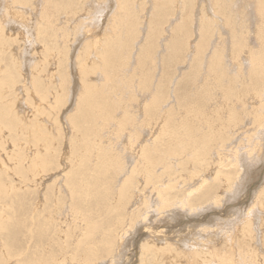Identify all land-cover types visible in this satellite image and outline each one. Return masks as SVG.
I'll return each mask as SVG.
<instances>
[{
	"label": "bare ground",
	"instance_id": "1",
	"mask_svg": "<svg viewBox=\"0 0 264 264\" xmlns=\"http://www.w3.org/2000/svg\"><path fill=\"white\" fill-rule=\"evenodd\" d=\"M32 1L34 0H4V7L2 6L3 10L1 11V17H0V73L2 74L1 76V80H0V153L4 151V143L5 140L10 137L11 139H15L16 135L17 137H21L22 133H24L23 131H17V132H13L15 131L14 128L17 125V123H24L22 121V118L18 117V114H16L15 112L12 114V120L9 118V116L5 113V112H11L13 110V103L11 101H6V95H12L13 94V90L14 89V85L16 84V79H17V71L18 69L16 68V64L14 63L13 58H10V63L7 64L8 62H5L6 60L4 59L5 57H3V55H5L6 53V49L8 48L7 46V40H9L10 38V34H7V30H10V22L11 21H15L17 22L19 20V24H21V26L23 27H27V24H29V20L27 19V17H25L26 12L24 11V8H33V4ZM43 4H42V12L41 13V17L40 19H36L35 18V25H36V29H35V43L37 42V39H39L41 42H45L46 44L43 45V48L46 47V45L50 42L51 43V47H47L44 48V52L46 49V53L45 55L48 56V62L49 64L51 63V60L53 61L56 57V59H61V55L63 51H61L60 49V43L57 41L62 40L64 41L65 39L68 40L69 35H72L73 38L77 39H81L82 43L81 46L82 47L79 52L78 55L76 57V67H78V79H79V98H78V104H80L81 106L84 107H89L92 108L94 107V109L96 108L97 112L98 110L101 111H110L111 107L113 105V103L111 102H115V100H111V102L109 101V97H107V94L113 90V88L118 86V82L121 79L119 76V72L118 70L116 72H114L113 66H122L124 65L126 62V56L123 54L124 51L127 48V44L128 42H125V34L132 35L129 33V31H134L136 33L137 32V26L136 20L138 18H135V16H131L133 14V8L135 7H139L138 0H102L103 3L105 2L104 7H102V12L104 11L103 8H110V9H114L115 11L113 12V14L109 17V20L106 21V25L104 30L100 31L99 33H95L93 31L91 32H87L85 35L82 34V36L80 35L82 31V28L84 26V24L82 23V21H78L76 24H74V26L68 27L71 18H74L75 15L77 13L82 12L81 10L79 12H77L75 10V6H84L85 2L88 0H42ZM157 1L158 4H155V10H157V14H158V21L157 23L154 22L152 23V21L149 23V27H151L152 31H151V36H149V40L154 38V39H158V35H161V33L158 34V32H160V28L162 27L163 24V20L166 19L169 15H171V7H174V11H178L182 10V8H184L185 10H193V4L194 2L196 3V0H180L178 3L176 2V0H165L166 2H161V0H154ZM203 2H207V0H202ZM210 2V8H207L206 5L203 6L206 8V11H208V15H210V19L209 21H204L203 18L200 20L199 23V42L196 44L195 46V50H196V54L195 55H202L204 56V53L206 52V50L208 49V44L212 38V35L215 33L214 31H218L217 28L218 27V23L219 21L223 20L224 24L228 27H232V30L234 31L232 36H231V48L233 51V53L231 52V56H229V64L225 63L222 58V53L219 54V56H213L212 59L209 62V66H208V74H206L204 76L203 79L208 78V76H212V79L210 80L211 83V88H209L208 86L205 87V93L207 94H211L212 91L215 92H219L221 93V98H219V100L221 101L220 103V107L224 106L225 104L228 103L230 98H235V120L233 121V123H235V125L237 124V109H236V103H239L240 105H247L248 103H246L248 100L252 101V110H253V117H252V133L250 134V137L247 139V141L249 140V143H252L248 149L249 151V157H248V165L244 164V162H242L241 159H237L232 162H234L233 164V170H236V175L235 176L232 174H228L225 173L223 175V178L220 179L219 175L222 174L221 171H219V175H216L214 178V182H216L215 184V190H222L224 191V196H227L226 194L228 192H231L232 190H237L238 184L240 183V181L242 180V176H239V172H241V174L243 173H251L250 174H255L254 172V168H250L248 169L251 165H253L255 162H257V160L259 158H261L260 153L264 148V144L262 143L264 141V0H208ZM161 2V3H160ZM1 3V0H0ZM3 3V2H2ZM35 4V3H34ZM40 4V3H39ZM149 4H153V3H149ZM200 4V3H199ZM203 5V4H202ZM103 6V5H102ZM189 6V7H188ZM253 6L255 8V12H254V21H255V25H254V29L252 28L253 26L250 24V20L247 19V15H249L247 9L248 7ZM37 7V5H36ZM144 8V7H142ZM41 9V8H40ZM197 9V8H196ZM199 9V8H198ZM249 10V9H248ZM29 11V10H28ZM32 12V11H31ZM112 12V11H111ZM110 12V13H111ZM145 12V11H144ZM191 12V11H190ZM194 12V11H193ZM30 13V12H29ZM39 13V14H40ZM136 13V12H135ZM64 14L66 16L65 20H66V25L65 27H62L60 29H58L57 32H61L64 33L62 35H60L61 37L58 38L56 37V35L52 32V28H55L54 24H55V18L57 15H61ZM88 14H90L88 12ZM101 14V13H100ZM144 13H142L143 15ZM196 14V13H195ZM141 15V16H142ZM153 15V14H152ZM177 15V14H176ZM91 16V15H89ZM102 16V15H100ZM145 16V15H144ZM198 16V15H197ZM148 17V16H147ZM154 17V16H153ZM175 17V16H174ZM173 17V18H174ZM181 17V16H180ZM195 17V15H194ZM208 17V18H209ZM216 17V18H215ZM172 18V17H171ZM177 18V17H176ZM145 19V18H144ZM33 20V19H31ZM89 22L91 23V26H94L95 24L100 23L101 19L98 18H88ZM141 20V19H140ZM154 20V19H153ZM156 20V19H155ZM182 22L180 24V27L176 28L177 25H175L176 27L173 29H176V32L173 34L174 35V39L172 40V43H170V47L171 49H173V51H175V49H179V50H183L182 46L183 44L187 43V39L189 37L188 33L186 32V28L187 25L185 24V20H188L187 17H182L181 18ZM192 20V19H191ZM170 21V20H169ZM180 21V20H179ZM28 22V23H27ZM105 22V21H104ZM147 22V21H146ZM149 22V21H148ZM168 22V21H167ZM177 22V21H176ZM198 23V21H196ZM178 23V22H177ZM180 23V22H179ZM167 24V23H166ZM87 25V24H85ZM140 25V24H139ZM152 25V26H151ZM15 26V25H14ZM99 26V25H97ZM97 26L95 28H97ZM214 26V28L212 27ZM144 27V26H143ZM221 27V25L219 26ZM28 28V27H27ZM30 28V27H29ZM34 27H32L33 29ZM69 28V29H68ZM136 28V29H135ZM145 28V27H144ZM12 29V27H11ZM24 29V28H23ZM26 29V28H25ZM145 30V29H144ZM14 31V30H13ZM56 31V30H55ZM9 32V31H8ZM12 32V31H10ZM16 32V30H15ZM143 32V31H142ZM166 32V30H165ZM22 33V32H21ZM129 33V34H128ZM147 33V32H145ZM179 33V34H178ZM187 33V35H186ZM13 34V32H12ZM11 34V35H12ZM30 34V33H29ZM101 34V35H99ZM133 34V35H134ZM231 34V33H230ZM142 35V34H141ZM146 35V34H145ZM144 35V36H145ZM148 35V34H147ZM150 35V34H149ZM215 35V34H214ZM21 36V34H20ZM23 36V33H22ZM21 36V38H22ZM31 36V35H30ZM71 36V37H72ZM157 36V37H156ZM184 36H186L187 38H184ZM198 36V35H197ZM14 37V36H13ZM12 37V38H13ZM32 37V36H31ZM137 37V36H136ZM148 37V36H147ZM171 37V36H169ZM193 37L194 33H193ZM210 37V38H209ZM222 36H219V38ZM254 38L255 42H256V46L252 47L248 44V41L250 43L251 38ZM42 40H41V39ZM160 38H162L160 36ZM198 38V37H197ZM29 40V38H27ZM26 39V41H28ZM52 39V40H51ZM216 38H214L215 40ZM24 40V39H21ZM78 40V41H79ZM213 40V41H214ZM24 41V43H29ZM135 41V40H134ZM140 41V40H139ZM197 41V40H196ZM226 41V40H225ZM12 42V41H10ZM22 42V41H21ZM33 42V40H32ZM58 42V44H57ZM133 42V41H130ZM157 42V41H156ZM254 42V43H255ZM226 43V42H225ZM224 43V45H225ZM12 45L15 43H11ZM10 44V45H11ZM21 44V43H20ZM37 44V43H36ZM42 43H40L41 45ZM67 44V43H66ZM141 44V43H140ZM253 44V42H252ZM62 45V44H61ZM80 45V43H79ZM130 45V44H129ZM134 45V44H133ZM146 45V44H145ZM182 45V46H181ZM213 45V44H212ZM68 46V45H67ZM137 46V44H136ZM143 46V45H142ZM148 47H144V51H143V68L145 69H151L152 70V62L154 60V56H155V51L157 46H155V44L151 43L147 45ZM188 46V43H187ZM22 47V46H21ZM31 47V46H30ZM39 47V44H38ZM41 47V46H40ZM72 47V46H71ZM212 47V46H211ZM12 48V46H11ZM24 48V47H23ZM26 48V47H25ZM42 48V49H43ZM131 48V47H130ZM188 48V47H187ZM30 49H34V48H30ZM41 49V50H42ZM128 49V48H127ZM161 49V48H160ZM12 50V49H11ZM24 50V49H23ZM27 50V49H26ZM10 51V50H9ZM13 51V50H12ZM34 51V50H33ZM32 51V52H33ZM40 51V48L38 50V52ZM42 51V52H43ZM172 51V52H173ZM185 52L183 53V55L187 52L186 50H184ZM222 51V49H221ZM15 52V51H14ZM35 52V51H34ZM33 52V53H34ZM210 52V50H209ZM225 52V50H224ZM13 53V52H12ZM26 53V52H25ZM30 53V52H29ZM36 53V52H35ZM157 53V52H156ZM176 53V52H175ZM191 53V52H190ZM208 53V52H207ZM7 54V53H6ZM28 54V53H27ZM44 54V53H42ZM171 54V53H170ZM193 54V52H192ZM193 54V56H194ZM226 54V53H225ZM229 54V53H227ZM45 55L43 57H45ZM160 55V54H159ZM173 55V54H172ZM188 55V54H187ZM241 55H244L246 58V67L247 69H245V71H242V63L240 60V57H242ZM7 56V57H8ZM35 56V55H33ZM38 56V55H36ZM55 56V57H54ZM158 56V55H157ZM156 56V57H157ZM182 56V55H181ZM195 56V59L198 57ZM201 56V57H202ZM42 57V56H41ZM66 57V56H65ZM174 57V56H173ZM201 57H199L195 62L194 65H196V67H198L199 62H201L199 59H201ZM224 57V55H223ZM19 58V57H18ZM36 58V57H35ZM54 58V59H53ZM171 58V57H170ZM194 58V57H193ZM192 58V59H193ZM204 58V57H202ZM40 59V58H39ZM44 59V58H43ZM63 59V58H62ZM61 59V60H62ZM190 59V58H189ZM205 59V58H204ZM225 59V57H224ZM28 60V59H27ZM46 60V59H45ZM65 60V59H64ZM131 60V59H130ZM179 60V59H178ZM42 61V59H41ZM155 61V60H154ZM180 61V60H179ZM182 61V60H181ZM180 61V62H181ZM43 62V61H42ZM65 62V61H63ZM62 62V63H63ZM173 62V61H172ZM203 62V61H202ZM23 63V62H22ZM35 63V61H34ZM56 63V62H54ZM52 63V64H54ZM58 63V62H57ZM61 63V64H62ZM179 63V62H178ZM137 64V63H136ZM154 64V63H153ZM19 65V64H18ZM32 65V64H31ZM57 65V64H56ZM156 64H154L155 66ZM23 66V65H22ZM36 66V65H35ZM44 66V64H43ZM64 66V65H63ZM130 66V64H129ZM179 66V65H178ZM24 67V66H23ZM46 67V66H45ZM195 67V66H194ZM193 67V68H194ZM53 68V67H52ZM64 68V67H63ZM67 68V67H66ZM120 68V67H119ZM124 68V67H123ZM162 68V67H161ZM160 68V69H161ZM166 68V67H165ZM21 69V68H20ZM47 70H51V69H47ZM68 70V69H67ZM128 70V69H127ZM157 70V69H156ZM196 70V69H195ZM205 69H202V71ZM233 70L235 72H233ZM247 70V71H246ZM22 71V70H21ZM20 71V72H21ZM61 71V70H60ZM66 71V70H65ZM142 71V70H141ZM154 71V70H153ZM162 71V70H161ZM167 71V70H165ZM169 71V69H168ZM194 71V70H193ZM242 71V72H241ZM43 72V71H42ZM52 72V71H51ZM124 70L121 72L123 73ZM197 72V71H196ZM196 72H195V76H196ZM246 72V75L245 73ZM37 75H35L32 78V89L35 93V95L38 97L37 100H39V103L31 102L30 100H27L31 105H33L34 107V117L32 118V122L33 123H40V119L38 120V117L40 116H44L47 114L51 116V111L53 112H57L59 111V102L61 101V99L55 97L54 99V103L53 105H48V107H44L43 104L45 101H47V96H46V92H44L43 90L46 89V84H44L43 79H42V75L43 74H39L38 72H36ZM46 73V72H45ZM100 73L101 75H103L104 77V82L100 85H96L95 83L91 82L89 80V76L91 75H95ZM136 75L138 72H135ZM144 73V72H143ZM165 73V72H164ZM198 73V72H197ZM232 73L235 74L234 80L235 82L232 84L229 81H227L229 79V75H232ZM22 74V72H21ZM32 74V73H31ZM166 74V73H165ZM170 74V73H169ZM186 74V73H185ZM245 76H244V75ZM20 75V74H19ZM121 75V74H120ZM124 76V74H122ZM121 75V76H122ZM128 75V74H127ZM135 75V74H134ZM171 75V74H170ZM169 75V77H170ZM243 75V76H242ZM22 76V75H21ZM48 76V75H47ZM145 76V75H143ZM162 76V75H161ZM189 76V75H188ZM54 77V76H53ZM61 77V76H60ZM168 77V78H169ZM197 77V76H196ZM201 77V76H200ZM23 78V76H22ZM25 78V77H24ZM95 78V77H94ZM125 78V77H124ZM190 78H192L190 76ZM54 79V78H53ZM123 79V78H122ZM126 79V78H125ZM239 79L240 82L239 83ZM45 80V79H44ZM60 80V79H59ZM101 80V79H100ZM181 80V79H180ZM196 80V79H195ZM194 80V81H195ZM122 81V80H120ZM127 81V80H126ZM134 81V80H133ZM160 81V80H159ZM178 81V80H177ZM47 82V81H46ZM67 82V78L64 77L62 75V87L63 86H67L65 85ZM98 82V81H97ZM96 82V83H97ZM145 82L144 78H141V83ZM161 82H163V80H161ZM160 82V83H161ZM166 82V81H165ZM77 83V82H76ZM169 83V82H168ZM182 83V82H181ZM185 83V81H184ZM29 84V83H28ZM70 84V83H69ZM108 84H111L110 87L108 86ZM140 84V83H139ZM165 85L167 83H164ZM164 84L162 85V87L164 86ZM175 84V83H174ZM172 84V85H174ZM180 84V83H179ZM121 85V84H120ZM119 85V86H120ZM135 85V84H134ZM183 85V84H182ZM187 85L188 84L187 82ZM205 85V84H204ZM19 86V85H18ZM30 86V85H29ZM108 86V87H106ZM122 86V85H121ZM167 86V85H166ZM16 87V86H15ZM60 87V85H59ZM65 87L63 88V91L65 90ZM69 87V86H68ZM67 87V88H68ZM127 87V86H126ZM137 87V86H136ZM154 87V86H153ZM162 87H159L162 89ZM165 87V86H164ZM168 87V86H167ZM166 87V88H167ZM186 86H184L185 89ZM190 87V86H187ZM241 87V91L239 90V88ZM20 88V87H18ZM66 88V89H67ZM122 88V87H121ZM120 88V89H121ZM130 88V87H129ZM142 89V87H140ZM139 88V89H140ZM152 88V87H151ZM9 89V94H7V90ZM21 89V88H20ZM49 89V88H47ZM58 89V88H57ZM119 89V90H120ZM165 89V88H164ZM183 89V90H184ZM211 89V91H210ZM62 90V89H61ZM69 90V89H68ZM67 90V91H68ZM98 90H102L101 94L98 92ZM118 90V92H119ZM123 90V89H122ZM128 90V89H127ZM135 90V89H134ZM133 90V91H134ZM182 90V91H183ZM188 89H186L187 91ZM20 91V90H19ZM32 91V90H31ZM58 93L61 94V92H59V90H57ZM125 91V89H124ZM140 91V90H139ZM161 91V90H160ZM185 91V90H184ZM21 92V91H20ZM23 92V91H22ZM50 92V91H49ZM108 92V93H107ZM117 92V93H118ZM128 92V91H127ZM153 92V91H152ZM188 92V91H187ZM57 93V94H58ZM65 93V92H64ZM68 93V92H67ZM159 93V92H158ZM163 93V92H160ZM180 91L177 93L179 94ZM198 93V92H197ZM201 93V92H200ZM214 93V92H213ZM21 94V93H20ZM81 94V95H80ZM128 94V93H127ZM126 94V95H127ZM145 94V93H144ZM149 94V93H148ZM181 94V93H180ZM218 93H216L217 95ZM116 95V94H115ZM119 95V94H118ZM117 95V96H118ZM129 95V94H128ZM156 95V94H155ZM183 95V94H182ZM22 96V94H21ZM26 97V95H24ZM34 96V95H33ZM96 96V97H94ZM123 96V95H122ZM121 96V97H122ZM130 96V95H129ZM143 96V95H141ZM175 96V95H174ZM177 96V95H176ZM181 95L177 96L176 98H180ZM196 96V95H195ZM204 96V95H202ZM35 97V96H34ZM52 97V96H51ZM113 97V96H112ZM133 97V96H131ZM155 97V96H154ZM169 97V96H168ZM186 97V95L184 96ZM10 98V97H9ZM36 98V97H35ZM65 99V94L62 97V99ZM109 98V99H108ZM128 98V97H127ZM158 98H160L158 96ZM157 98V99H158ZM166 98V96H165ZM173 98V97H172ZM191 98V97H190ZM50 99V97H49ZM124 99V98H123ZM141 99V98H140ZM156 99V98H155ZM163 99V98H161ZM186 99V98H185ZM189 99V98H188ZM214 99V98H213ZM222 99V100H221ZM135 100V99H134ZM179 100V99H178ZM182 100V99H181ZM199 100V97H198ZM218 100V99H217ZM234 100V99H233ZM77 101V100H76ZM126 101V100H125ZM136 101V100H135ZM159 101V100H158ZM163 101H165L163 99ZM162 101V102H163ZM167 101V100H166ZM165 101V103H166ZM189 101V100H187ZM200 101V100H199ZM202 101V100H201ZM209 101V100H208ZM22 102V101H21ZM20 102V103H21ZM26 102V101H25ZM24 102V103H25ZM140 102V101H139ZM147 102V101H146ZM178 102V101H177ZM176 102V103H177ZM183 102V100L181 101ZM186 102V101H185ZM191 102V101H190ZM203 102V101H202ZM212 102V100H211ZM219 102V101H217ZM227 102V103H226ZM19 103V104H20ZM117 103V102H116ZM165 103H161L163 105H165ZM180 103V101H179ZM192 103V102H191ZM234 103V102H233ZM51 104V103H50ZM118 104V103H117ZM120 104V103H119ZM118 104V105H119ZM133 104V103H132ZM139 104V103H138ZM182 104V103H181ZM178 104L177 107L180 108L182 107ZM115 105V103H114ZM113 105V106H114ZM126 105H127V101H126ZM129 105V104H128ZM140 105V104H139ZM160 105V104H159ZM190 105V103L188 104ZM199 105V104H198ZM216 105V104H215ZM214 105V106H215ZM117 106V105H115ZM124 106V105H123ZM130 106V105H129ZM142 106V105H141ZM140 106V107H141ZM149 106V105H148ZM147 106V107H148ZM206 106V105H205ZM204 106V107H205ZM217 106V105H216ZM19 107V106H18ZM32 107V108H33ZM77 107V105L75 106ZM83 107V108H84ZM118 107V106H117ZM116 107V108H117ZM120 107V106H119ZM184 107V106H183ZM246 107V106H245ZM20 108V107H19ZM48 108V109H47ZM113 108V107H112ZM121 108V107H120ZM123 108V107H122ZM136 108V107H135ZM149 108V107H148ZM189 108V107H188ZM227 108V107H226ZM26 109V108H25ZM50 109V110H49ZM93 109V110H94ZM115 109V108H114ZM118 109V108H117ZM127 109V108H126ZM139 109V108H138ZM158 109V108H157ZM169 108L166 109L167 112ZM49 110V111H48ZM86 110V109H85ZM128 110V109H127ZM140 110V109H139ZM160 110V109H159ZM178 110V109H177ZM187 110V108H186ZM213 110V109H211ZM5 111V112H4ZM112 111V110H111ZM126 112V110H124ZM135 111V109H134ZM171 111V109H170ZM169 111V113H171ZM185 111V110H184ZM183 111V112H184ZM231 111L232 108H231ZM251 111V110H250ZM29 112V111H28ZM32 112V110H31ZM87 112H90L89 110ZM112 112H117V110H113ZM130 112V111H129ZM138 112V111H137ZM163 112V111H162ZM246 112V111H245ZM91 113V112H90ZM151 113V112H150ZM149 113V114H150ZM161 113V112H160ZM179 113V112H178ZM186 113V111H185ZM215 113V112H214ZM213 113V114H214ZM233 113V112H232ZM251 113V112H250ZM53 114V113H52ZM98 114V113H97ZM100 114V113H99ZM108 114V112L106 113ZM103 114V115H106ZM131 114V113H130ZM142 114V113H141ZM148 114V115H149ZM162 114V113H161ZM166 114V113H165ZM176 113H173L172 117H176L174 116ZM183 114V113H182ZM192 114V113H191ZM210 114V113H209ZM209 114H205L204 118L207 120V122L209 121ZM212 114V113H211ZM217 114V113H216ZM231 114V113H230ZM240 114V113H239ZM90 115V114H89ZM96 115V114H95ZM94 115V116H95ZM102 115V114H101ZM112 115V114H111ZM123 116L122 114H119ZM135 115V114H133ZM137 115V114H136ZM146 115V113H145ZM171 115V114H170ZM187 115V114H186ZM189 115V114H188ZM229 115V113H228ZM250 115V114H249ZM81 118L84 121H86V113L85 112H81ZM79 116V117H80ZM93 116V115H92ZM99 116V115H98ZM127 116V115H126ZM150 116V115H149ZM162 116H164L163 118H165V115L162 114ZM168 116V115H167ZM183 115H181L182 117ZM212 116V115H211ZM224 116V115H223ZM232 116H234L232 114ZM231 116V117H232ZM125 117V116H124ZM124 117H121L122 119ZM143 117V116H142ZM153 117V116H152ZM156 117V115H155ZM171 117V116H170ZM185 117V116H184ZM230 117V115H229ZM229 118L232 121V118ZM48 118H50L48 116ZM56 118V117H54ZM94 118V117H93ZM92 117H90V120L93 119ZM101 118V117H100ZM120 118V116L118 117ZM120 118V120H121ZM126 118V117H125ZM135 118V117H134ZM149 118V117H148ZM216 118V117H215ZM94 119H98L97 117H95ZM102 119H104L102 117ZM115 119V118H114ZM117 119V118H116ZM167 119V118H165ZM173 119V118H172ZM184 119V118H183ZM242 119V118H241ZM248 119V118H247ZM15 120V121H13ZM50 120L52 121V117L50 118ZM107 120V117H106ZM118 120V119H117ZM119 120V121H120ZM126 120V119H125ZM127 120H129V118H127ZM132 120V119H131ZM137 120V119H136ZM156 120V118H155ZM97 121V120H95ZM99 121V120H98ZM104 121V120H103ZM102 121V122H103ZM110 121V120H109ZM139 121V120H138ZM157 121V120H156ZM164 121V120H163ZM170 121V120H169ZM175 121V120H174ZM17 122V123H16ZM80 122V121H79ZM89 122V121H88ZM93 122L92 120L90 121V123ZM105 122V121H104ZM103 122V123H104ZM146 122V121H145ZM152 122V121H151ZM159 122V121H158ZM205 122V121H204ZM244 122V121H243ZM242 122V123H243ZM14 123V124H13ZM90 123H89V127H90ZM94 123V122H93ZM100 123V121H99ZM112 123V122H111ZM118 123V122H117ZM124 123V122H123ZM123 123H118L117 127H118V132H120L124 126ZM127 123V121H126ZM130 123V122H129ZM134 123V121H133ZM132 123V124H133ZM136 123V122H135ZM139 123V122H138ZM160 123V122H159ZM162 123V122H161ZM175 123V122H174ZM203 123V122H202ZM230 123V122H229ZM228 123V125L230 126V124ZM232 123V124H233ZM240 123V122H239ZM25 124V123H24ZM51 124V123H50ZM75 123H72V127L75 130ZM116 124V123H115ZM131 124V125H132ZM217 124V123H216ZM30 125V124H29ZM29 125H25V126H29ZM34 124H32L33 126ZM57 125V124H56ZM86 126H88L87 124H84ZM105 125V124H104ZM108 124L105 125V128ZM143 125V124H142ZM146 125V124H144ZM143 125V126H144ZM171 125V122H170ZM206 125V124H205ZM215 125V124H214ZM213 125V126H214ZM227 125V123H226ZM234 125V126H235ZM242 125V124H241ZM35 126V125H34ZM97 126V124H96ZM99 126V125H98ZM102 126V125H101ZM109 126V125H108ZM125 126H129V124H125ZM165 126H166V122H165ZM169 125H167L168 127ZM209 126V125H208ZM211 126V125H210ZM216 126V125H215ZM222 128L221 124L218 123L217 127H214V131L215 128ZM224 126V125H222ZM233 126V127H234ZM93 127V126H92ZM132 127V126H131ZM138 127V126H137ZM148 127V126H147ZM153 127V126H152ZM159 127V126H158ZM161 127V126H160ZM163 127V126H162ZM203 127V126H202ZM54 128V127H53ZM96 128V127H95ZM98 128V127H97ZM113 128V127H112ZM111 128V129H112ZM135 128V127H134ZM225 128V127H224ZM81 129V127H80ZM79 129V130H80ZM86 129V128H85ZM84 129V130H85ZM166 129V128H165ZM205 129V128H204ZM227 129V128H226ZM88 130V129H87ZM86 130V131H87ZM92 130V129H91ZM90 130V131H91ZM97 131V129H94ZM103 130V127L102 129ZM109 130V128H108ZM144 130V129H143ZM162 130V129H161ZM160 130V131H161ZM164 130V129H163ZM181 131L176 132L175 129L171 128V129H167L164 131H161V135L159 130H158V135L161 137H155L156 140L155 142V146L160 144V148L162 149V152L164 153L162 156H159L158 153L155 154V157L152 156L149 158H147V154L146 151L144 150V148L141 149V155L147 159V163L146 165H143L141 168H139L138 166H135V168H133V170L131 169V175L126 178L123 183L121 184V186L119 187V189H117L118 191L114 192L113 190L115 188L111 187V181L107 182L106 180V176L107 173L109 171V165L108 164V160L111 159L112 157L110 156V153L105 152V150H100L101 148H99L98 150L101 152L100 154H95V152H93L95 154V156L99 155L100 160L97 161L98 165H97V169L96 174H98L97 177H101V179L98 180V184L96 183H89L88 180H86V178H84V176H81L82 173H76L80 174L78 176H80L78 179L75 177H70L66 176V183L65 185L63 184L62 187H58L57 185H49L46 188L45 193L42 195V190L40 191V195L39 197L35 200L34 198H30L27 200V198L29 197V195L31 196V191L32 189H30V186H27L24 188V186H15L14 182H13V178H10V176L7 175V171H3L0 168V264H71L76 262H80L81 264H92L93 262H96L99 258L104 256H107L108 254L111 253V250L114 248V246L119 243L118 241L122 240L125 236L128 235V231L131 227L133 222L135 221L134 219L131 220L130 218V213H128L129 210L131 209H126L128 210L127 212L125 211L126 206L129 204L130 199L132 197V190L134 189V185H136L137 180L134 182V179L138 178V175H142V177L145 179V181L149 184L152 185L153 191L155 190L156 192V197L159 198V204H158V209L155 211H162L163 208L166 209V207H169L170 209V205L168 203L171 202V200L174 199V203L171 206L176 207L177 209H184V208H188L189 207L194 211V210H198L200 208V206L205 205L207 202H212V204H214L215 206H217L218 204L222 203L221 202V195L223 196V192L222 193H218L217 191H213V194L211 195V197H209L208 192L203 190V185L205 183V181L203 183H200L198 185L197 188H191L190 190L188 189V191H184L185 193H183L184 195H181V198L176 197L175 195H172V191H174L176 189V178H174L172 180V183L169 181L168 185L166 186H162V185H158V183L160 184L162 182V176L159 175V173L157 172V175H155V168L156 165H162V166H167L165 163L167 161H170V158H179L182 161V164L180 163V160L177 161L179 162L181 165H183L186 167V165L192 164L195 165V168L192 170H188V169H184L185 172H187V176L184 179L188 180V181H194L195 178L198 177V173L200 172V169L196 168V165L198 164V166H203L204 164L207 165L206 163V157L205 155L207 154L208 151V147L210 144L214 145L216 143L217 138H208L206 139L204 137L201 136V138L197 137L194 135V133L190 132V126L189 125H184V128L180 129ZM221 130V129H220ZM223 130V128H222ZM234 130V129H233ZM53 131V130H52ZM51 131V132H52ZM89 131V132H90ZM114 131V130H113ZM128 131V130H127ZM156 131V130H155ZM241 131V130H240ZM13 132V133H11ZM45 132V131H44ZM82 132V131H80ZM88 133L86 137H88V141L89 138H91V133H92V140L96 139L98 137H96L95 133ZM103 132V131H99ZM106 132V131H105ZM104 132V133H105ZM123 132V131H121ZM137 132V131H136ZM216 132V131H215ZM221 132V131H220ZM219 132V133H220ZM225 132V131H224ZM231 132V131H230ZM239 132V131H238ZM237 132V134H238ZM18 133V134H17ZM21 133V135L19 134ZM28 133V132H27ZM55 133V132H54ZM59 133H62L59 132ZM83 133V132H82ZM98 133V132H97ZM108 133V132H107ZM149 133V132H148ZM202 133L204 134V132L202 131ZM208 133V132H207ZM218 133V135H219ZM246 133V132H245ZM11 134H14L11 136ZM71 134V133H70ZM122 133H120L121 135ZM135 134L134 132L129 131V137ZM156 134V136H157ZM215 134V133H214ZM213 134V135H214ZM227 134V133H225ZM247 134V133H246ZM20 135V136H18ZM49 135V134H48ZM68 135V134H67ZM119 135V134H118ZM115 138V140L120 136H118ZM211 136V134H209ZM230 135V134H229ZM25 136V135H24ZM37 136V134H36ZM46 135L41 134L39 137V139L36 140L35 145H33L35 147V149H37L36 155L35 157V162L32 159V162L27 163L26 161V157L25 155L29 156L27 153L25 154L24 149H22L21 146H17L15 144L14 147L12 148L13 152L18 155L17 159L16 157H11V155L9 156V160L13 161L14 166L12 165L11 170H12V174L17 176L20 182L19 184H24L27 183V180L29 178H31L29 181L34 180L36 178V176H40L42 175L43 178V174H46L50 171L51 167L50 164L52 163V159L55 158L53 157L51 159L50 157V153L51 150V143L49 141V139H47V137H45ZM52 135H49V137ZM59 136H61V134H59ZM75 136V135H74ZM82 136V135H81ZM80 136V138H81ZM106 136V135H105ZM112 136V134H111ZM128 137V135H126ZM137 136V134H136ZM153 136V135H152ZM151 136V137H152ZM215 136V135H214ZM213 136V137H214ZM233 136V135H232ZM231 136V137H232ZM245 136V135H244ZM34 137V136H33ZM65 137V136H64ZM83 137H85L83 135ZM144 137V136H142ZM242 137V136H241ZM240 137V138H241ZM31 138V137H30ZM58 138V137H57ZM61 138L63 139V137L61 136ZM73 138V137H72ZM99 138V137H98ZM101 138V136H100ZM99 138V139H100ZM107 138V137H105ZM109 138V137H108ZM133 138V137H132ZM136 138V137H135ZM139 138V137H137ZM146 138V137H145ZM225 138V137H224ZM223 138V139H224ZM246 138V137H245ZM24 139V137H23ZM66 139V138H65ZM67 139H70L69 137ZM82 139V138H81ZM141 139V138H139ZM148 139V138H147ZM53 140V138H52ZM91 140V144L92 143ZM133 140V139H132ZM227 140V139H226ZM246 140V139H245ZM70 141V140H69ZM83 141V140H82ZM87 141V140H86ZM85 140L82 142L84 146H87L84 144V142H86ZM97 141V139H96ZM105 141V140H104ZM108 141V140H107ZM131 141V139H130ZM137 142V139L135 140ZM221 141V139H220ZM246 141V142H247ZM24 143H26V141H23ZM80 142V141H79ZM98 142V141H97ZM96 142V143H97ZM102 142V141H101ZM110 142V141H109ZM119 142V141H118ZM139 142V140H138ZM152 142V141H151ZM218 142V141H217ZM254 142V143H253ZM22 143V144H24ZM61 143V142H60ZM81 144L78 145V148L75 151H79L83 150L84 146ZM88 143V142H87ZM114 143V142H113ZM59 144V143H58ZM72 144V143H71ZM70 144V145H71ZM115 144V143H114ZM124 144V143H123ZM122 144V145H123ZM126 144V143H125ZM137 144V143H136ZM148 144V143H147ZM21 145V144H20ZM57 145V144H56ZM60 145V144H59ZM89 145V143H88ZM98 145V144H97ZM101 145V144H100ZM103 145H106L103 143ZM111 146V144H109ZM120 145V146H122ZM127 145V144H126ZM139 145V144H138ZM143 145V144H142ZM219 145V144H218ZM218 145H216V147L218 148ZM248 145V144H247ZM55 146V145H54ZM107 146V145H106ZM109 146V147H110ZM113 146V145H112ZM208 146V147H207ZM233 146V145H232ZM28 147V146H27ZM61 147V146H60ZM68 147V146H67ZM71 147V146H69ZM95 147V146H94ZM124 147V146H123ZM146 147V146H145ZM150 147V146H149ZM158 147V146H156ZM215 147V146H214ZM215 147V149H216ZM225 147V146H224ZM223 147V148H224ZM231 147V146H230ZM237 147H241V146H237ZM8 148V147H7ZM6 148V150H7ZM72 148V147H71ZM136 148V147H135ZM141 148V146L139 147V149ZM165 148V149H164ZM248 148V147H247ZM32 149L29 148V150ZM40 149H42V151L44 152V154H41ZM55 149V148H54ZM58 149V148H57ZM103 149V146H102ZM110 149V148H109ZM138 149V150H139ZM154 149V148H153ZM220 150H222V148H219ZM63 150V149H62ZM61 150V152H62ZM65 150V149H64ZM69 150V149H68ZM72 150L71 149V154H72ZM73 150V151H74ZM86 150V149H85ZM91 150L90 148L88 149V151ZM95 149L92 148V151H94ZM96 149V152L98 151ZM108 150V149H107ZM126 150V149H125ZM136 150V152L138 151ZM147 150V147H146ZM8 151V150H7ZM59 151L58 155H59ZM74 151V154H75ZM155 150H152L151 152H154ZM215 151V150H214ZM235 151V150H234ZM244 151V150H243ZM242 151V152H243ZM67 153L70 151H66ZM78 152V154H79ZM150 152V151H149ZM160 152V151H159ZM6 153V152H5ZM10 153H12L10 151ZM64 153V152H62ZM83 153V151H82ZM81 153V154H82ZM98 153V152H97ZM148 153V152H147ZM241 153V152H240ZM248 153V152H247ZM2 154V153H1ZM0 154V155H1ZM56 154V153H55ZM70 154V155H71ZM77 154V153H76ZM80 154V155H81ZM92 154V153H91ZM92 154V155H94ZM128 154V152H127ZM126 154V155H127ZM151 154V153H150ZM215 154V153H214ZM223 154V152H222ZM13 155V154H12ZM34 155V154H33ZM57 155V156H58ZM69 155V153L67 154ZM65 155V156H67ZM69 155V156H70ZM114 155V154H112ZM119 155V154H118ZM133 155V154H132ZM136 155V154H135ZM147 155V156H146ZM235 155V154H234ZM7 156V155H5ZM68 156V157H69ZM78 156V155H77ZM246 156H248V154H246ZM1 157V156H0ZM4 157V156H3ZM19 157V159H18ZM32 157V156H31ZM39 157V158H38ZM67 157V158H68ZM71 157V156H70ZM82 157V156H81ZM94 157V156H93ZM92 157V158H93ZM110 157V158H109ZM130 157V156H129ZM154 157V158H153ZM63 158V155L62 157ZM66 158V157H65ZM64 158V159H65ZM66 158V159H67ZM78 162L79 164H81L80 162L83 160V158L80 159V157L78 156ZM76 158V159H77ZM86 158V157H85ZM84 158V160H86ZM88 158V157H87ZM91 158V156L89 157ZM88 158V159H89ZM97 158V157H96ZM118 158V157H117ZM151 158H153L151 160ZM30 159V158H29ZM57 159V158H56ZM65 159V160H66ZM69 159V158H68ZM72 159V158H71ZM75 159V157H74ZM75 159V160H76ZM99 159V158H98ZM120 159V158H119ZM185 159V160H184ZM226 159V158H225ZM2 160V159H1ZM7 160V159H6ZM55 160V159H53ZM61 162V159H58ZM65 160H63L65 163H67ZM81 160V161H79ZM93 160V159H91ZM90 160V161H91ZM113 160V159H111ZM110 160V161H111ZM118 160V159H117ZM121 160V159H120ZM136 160V159H135ZM218 160V159H217ZM224 160V159H223ZM247 160V161H248ZM94 162L96 160H93ZM115 161V160H114ZM113 161V162H114ZM119 161V160H118ZM141 161V160H140ZM186 161V163H185ZM215 161V160H213ZM230 161V160H228ZM51 162V163H50ZM59 162V163H60ZM77 162V161H76ZM87 162V161H86ZM85 162V163H86ZM112 162V161H111ZM109 162V163H111ZM27 163V164H26ZM58 163V164H59ZM64 163V164H65ZM71 163V162H70ZM69 163V165H70ZM84 163V164H85ZM117 162H114L113 164H115ZM122 163V160L119 164ZM212 163V162H211ZM223 163V161H222ZM225 163V162H224ZM227 163V161H226ZM12 164V162L10 163V165ZM86 166L87 165H84ZM112 164V163H111ZM139 164V163H138ZM263 164V163H261ZM260 164V165H261ZM7 165V164H6ZM61 165V163L59 164ZM73 165V164H71ZM92 165V163H91ZM109 167H108V166ZM210 165V164H209ZM221 163L218 162V166L220 167ZM232 165V164H231ZM230 165V166H231ZM80 166V165H79ZM108 168H105V167ZM112 166V165H111ZM122 166V165H121ZM211 166V165H210ZM1 167V166H0ZM57 168V166H55ZM59 167V166H58ZM61 167V166H60ZM59 167V169H60ZM70 169L71 167L68 166ZM95 167V166H94ZM179 167V166H178ZM177 167V168H178ZM216 167V166H215ZM75 169L77 167H74ZM89 168V167H88ZM115 168V167H113ZM122 168V167H120ZM119 168V169H120ZM161 168V167H160ZM163 168V167H162ZM167 168V167H166ZM166 168H164V170H166ZM176 168V169H177ZM181 168V166H180ZM188 168V167H187ZM190 168V167H189ZM207 168V167H206ZM57 169V170H59ZM69 172L73 169L70 170ZM129 169V170H130ZM169 169V168H168ZM213 169V168H212ZM227 169V168H226ZM225 169V170H226ZM67 170V168L65 169ZM78 170V169H77ZM111 170V169H110ZM118 170V169H117ZM163 170V169H162ZM180 170V169H179ZM205 170V169H204ZM231 170V169H229ZM60 171V170H59ZM73 171V170H72ZM75 171V170H74ZM82 171V169L80 170ZM90 171V170H89ZM211 171V170H210ZM213 171V170H212ZM218 171V170H217ZM217 171H215V174H218ZM3 172L6 174H3ZM11 172V171H10ZM51 172V171H50ZM68 172V173H69ZM78 172V171H76ZM87 172V171H86ZM115 172V171H114ZM180 172V171H179ZM205 172V171H203ZM202 172V173H203ZM209 172V170H208ZM207 172V173H208ZM243 172V173H242ZM30 176H26L27 174ZM53 173V172H52ZM51 173V174H52ZM71 173V172H70ZM75 173V172H74ZM72 173V174H74ZM89 173V172H88ZM94 172H91V174ZM165 173V172H164ZM163 173V174H164ZM183 173V171H182ZM214 173V172H213ZM11 174V173H10ZM9 174V175H10ZM60 174V173H59ZM58 174V175H59ZM90 174V175H91ZM94 174V176L96 175ZM264 174V172H263ZM12 175V176H13ZM56 175V176H58ZM115 175V174H114ZM178 175V174H177ZM182 176L184 174H179L178 176ZM258 175V174H257ZM11 176V177H12ZM48 176V175H47ZM45 176V178L47 177ZM204 176V175H202ZM206 176V175H205ZM204 176V177H205ZM213 176V175H212ZM260 176V174H259ZM55 178V176H53ZM112 177V176H111ZM163 176V180H164ZM3 178H7L9 181V186L6 185V183L4 182ZM16 178V177H15ZM28 178V179H27ZM39 178V177H38ZM52 178V177H51ZM53 178V181H54ZM84 178V179H83ZM118 178V177H117ZM16 178V180H18ZM47 179V178H46ZM49 179V178H48ZM58 179V177H57ZM90 179V177H89ZM115 179V178H114ZM124 179V178H123ZM205 179V178H204ZM202 177L200 180H204ZM260 179V177H259ZM12 180V181H11ZM15 180V179H14ZM38 180V179H37ZM41 180V179H40ZM56 180V179H55ZM7 181V180H6ZM47 181V180H46ZM51 181V179H50ZM65 181V180H64ZM63 181V182H64ZM102 182V185H99L100 182ZM208 181V180H207ZM213 181V179H212ZM209 182V181H208ZM52 183V182H51ZM182 183V182H181ZM211 183V182H210ZM238 183V184H237ZM17 184V182H16ZM46 185H48L49 183H45ZM44 184V185H45ZM145 184V183H144ZM187 184V183H186ZM185 184V185H186ZM198 184V183H197ZM43 185V183H42ZM146 185V184H145ZM158 185V186H156ZM36 186V185H35ZM41 186V185H39ZM181 186V185H180ZM38 187V186H37ZM36 187V188H37ZM46 187V186H45ZM147 187V185H146ZM144 187V190L145 188ZM195 187V186H194ZM23 188V189H22ZM32 188L34 189L35 187H33L32 184ZM35 188V190H37ZM113 190H112V189ZM141 188V186H140ZM139 188V189H140ZM148 188V187H147ZM146 188V189H147ZM182 188V186H181ZM187 189V186L185 187ZM182 188V189H185ZM136 189V188H135ZM185 189V190H186ZM264 189V188H263ZM44 190V189H43ZM203 190V191H202ZM209 190H212L211 188ZM38 191V192H39ZM152 191V189H151ZM150 191V192H151ZM262 193H258L257 198L254 200V202L251 204L252 206V210L256 211L257 207H260L259 209L263 212L264 214V192L263 190H261ZM136 192V191H135ZM139 193L140 190L138 191ZM33 193V191H32ZM138 193V194H139ZM153 193V192H152ZM151 193V194H152ZM261 194V195H260ZM143 195V194H142ZM154 195V196H155ZM177 195V193H176ZM260 195V196H259ZM112 196V197H111ZM140 196V195H139ZM144 196V195H143ZM37 197V196H36ZM172 197V198H171ZM135 198V197H134ZM133 198V199H134ZM148 198V197H147ZM229 198V197H228ZM255 198V197H254ZM146 201V200H144ZM158 201V200H157ZM143 202V201H142ZM146 203V202H145ZM144 203V204H145ZM68 204V206H67ZM143 204V203H141ZM143 204V205H144ZM148 204V203H147ZM147 204L145 206H147ZM259 205V206H257ZM65 206H67L68 209L65 208ZM131 205H129L130 207ZM144 206V208H145ZM195 206L196 209L194 208ZM210 206V204H209ZM218 207V206H217ZM142 208V207H141ZM148 208V207H147ZM151 207H149L150 209ZM155 208V207H153ZM203 208V207H202ZM146 209V208H145ZM144 209V210H145ZM148 209V210H149ZM164 209V210H165ZM167 208V210H169ZM173 209V208H172ZM201 209V208H200ZM199 209V210H200ZM204 209V208H203ZM137 210V209H136ZM153 210V209H152ZM90 211V212H89ZM95 211L96 212V218L93 216L90 218L91 213ZM183 211V210H182ZM192 211V212H193ZM201 211V210H200ZM253 211H249V213L247 214V217L244 221V226L241 229L242 231H245L244 233H242V240H240L243 245L240 247L242 254H239V258H243L245 260H243L245 262V264H264V262L262 263L261 261V257L256 253V250H250V246H251V242L253 240V236H252V218H251V214H253ZM67 212V213H66ZM135 212V211H134ZM138 212V211H137ZM140 212V211H139ZM138 212V213H139ZM143 212V211H142ZM145 212V211H144ZM197 212V211H196ZM257 212L259 213V211L257 210ZM147 213V212H145ZM175 213V212H174ZM205 213V211H204ZM64 214H66V216H64ZM73 214L80 216L81 221L84 224V227H82L81 229L78 227V225H75L76 223L73 222L74 219H76L77 217H73ZM134 214V213H133ZM180 214V213H179ZM138 215V214H137ZM141 215V214H140ZM152 215V214H151ZM246 215V214H245ZM62 216V217H60ZM134 216V215H133ZM139 216V215H138ZM263 216V215H262ZM89 217V220H88ZM154 217V216H153ZM241 217V216H240ZM134 218V217H133ZM141 218V217H140ZM170 218V217H169ZM71 219V220H69ZM98 219V220H95ZM136 219V218H135ZM139 219V218H137ZM151 219V218H150ZM157 219V218H156ZM61 220H63L62 224H61ZM141 221V219H139ZM144 220H146L144 218ZM173 220V219H171ZM175 220V219H174ZM70 221V223L68 222ZM130 221V223H129ZM137 221V220H136ZM135 221V222H136ZM134 222V224H135ZM241 223V222H240ZM63 224H65V226H62ZM71 224V225H70ZM133 224V225H134ZM138 224V223H137ZM243 224V223H241ZM75 225V226H74ZM79 226H82L81 224ZM128 226V227H127ZM257 226V225H256ZM142 227V226H141ZM264 227V226H263ZM236 230V227H234ZM241 228V227H240ZM259 228V226H258ZM131 230V229H130ZM201 230V229H200ZM233 230V231H234ZM257 230V229H256ZM81 231V232H80ZM263 231V229L261 230ZM28 232V234H26ZM204 232V231H203ZM189 233V232H188ZM127 234V235H126ZM148 234V233H147ZM262 234V233H261ZM233 235V234H231ZM257 235V234H256ZM195 237V236H194ZM200 237V236H199ZM241 237V236H240ZM260 237V236H259ZM157 239V238H156ZM180 239V238H179ZM199 239V238H196ZM230 239V237H229ZM187 240V239H186ZM193 240V239H192ZM201 240V239H199ZM208 240V239H207ZM204 241V246L208 247L207 249H209L208 252L207 250H205V252H203V250L201 252H198V250L196 252L198 253H194V255H188L187 253H185L184 251H178L177 246L172 245L173 249H168L167 251L169 252L171 259V264H178L179 263V255H182V257L187 259V262L185 264H214V261H218V256H220L221 254H219V250H216V248H214V246L212 247L211 243H208L210 241ZM239 240V239H237ZM236 240V241H237ZM181 241V239L179 240ZM194 241V240H193ZM261 241V240H260ZM117 242V243H116ZM156 242V241H155ZM161 242V241H160ZM165 242V241H164ZM184 242V241H183ZM231 242V241H230ZM239 241L236 242V244ZM240 242V243H241ZM185 243V242H184ZM187 243V242H186ZM191 243V242H190ZM201 243V242H200ZM137 244V243H136ZM157 244V243H156ZM160 244V243H159ZM167 244V243H165ZM189 244V243H188ZM239 244V243H238ZM264 244V243H263ZM146 246V245H145ZM152 246V245H151ZM166 246V245H164ZM192 246V245H190ZM239 246V245H238ZM142 249H145L146 247L143 248V246H141ZM157 247V246H156ZM228 247V246H227ZM254 248V246H252ZM239 248V247H238ZM141 249V250H142ZM161 249V248H160ZM222 249V248H221ZM224 249V247H223ZM227 249V248H226ZM146 250V249H145ZM144 250V251H145ZM225 250V249H224ZM238 250V249H236ZM114 251V250H113ZM143 251V252H144ZM161 251V250H160ZM165 251V248H164ZM195 252V250H193ZM226 251V250H225ZM230 250H228L229 252ZM239 251V250H238ZM140 252V251H139ZM152 252V253H151ZM154 251H149V254L151 255L152 259H155L153 254ZM166 252V251H165ZM208 252V253H206ZM228 252L225 254H227L229 261H231L232 263H235V254H228ZM145 253V254H144ZM144 258L146 256V252H144ZM189 253V252H188ZM234 253V252H233ZM237 254V251L235 252ZM261 253V252H260ZM190 254V253H189ZM208 254V255H207ZM113 255V254H112ZM244 255H246V257L248 256V260H246L247 258L244 257ZM226 256V258H227ZM112 257V256H111ZM150 257V256H149ZM160 257V256H159ZM225 257V256H224ZM223 257V258H224ZM264 257V256H263ZM107 258V257H106ZM147 258V257H146ZM158 258V257H157ZM217 258V260H215ZM114 259V258H113ZM156 260V259H155ZM165 260V259H163ZM169 260V259H168ZM183 260V259H182ZM223 260V259H222ZM227 259H225L226 261ZM264 260V259H263ZM99 261V260H98ZM158 261V260H156ZM147 262V261H146ZM221 262V261H220ZM157 263V262H156ZM170 263V261L168 262ZM224 263V262H223ZM231 263V264H232ZM148 264H150L148 262ZM151 264L153 263V260H151ZM162 264V263H161ZM235 264H238L237 262Z\"/></svg>",
	"mask_w": 264,
	"mask_h": 264
},
{
	"label": "rangeland",
	"instance_id": "2",
	"mask_svg": "<svg viewBox=\"0 0 264 264\" xmlns=\"http://www.w3.org/2000/svg\"><path fill=\"white\" fill-rule=\"evenodd\" d=\"M112 1H114V0H112ZM178 1H180V0H176L177 4L178 3H181V2H178ZM196 1L197 2L196 3L194 2V4H193V10H190V9L188 10L187 9V10L184 11V8H182L181 12H180V10L178 12V11H174L173 10L174 7L172 6L171 7V10H172L171 15H169L166 19H164L162 21L163 22L162 27L160 28V32H158V34L161 33V35H158L159 36L158 39L157 38L156 39L152 38V39L149 40V36H151V31H152L151 27H149V23L151 21H152V23H154V22L157 23V21H158V18H157L158 17L157 10L154 9L155 8V4L156 3L158 4V2L157 1H154V0H138V3L137 4L139 5V7H135V8L132 9L133 10V13H131V14H133V15H131V16H135V18H138L136 20V23L135 24L138 25L136 28H137V32H139V33H136L135 32V34H134V31L135 30L132 31V29H131V31H129V33L131 34V32H132V35H129L128 36L127 34H125V37H126L125 42H128V44H127V48L128 49L126 48V50L124 51L123 54L127 57L126 58V62L127 63H125L122 66H119L120 68L118 66H116V65L113 66L114 72H116L118 70V72H119L118 74H119V76L121 78L120 80H122V81L119 80L118 86L115 87V88H113V90L110 91L109 93L107 92L108 93L107 94V97L110 98V99L108 98L109 101L111 102L112 99L115 100V102H111V103H113V105L115 103V105L118 106L117 107L115 105L114 106L112 105L113 108L111 107V110L112 111L113 110L114 111L117 110L116 113L115 112H112L111 110L110 111H101V112H99L100 110H98V112H97L96 108L94 109V107H93V109H94L93 110L92 108L84 107V106H81L80 104H78V98H79V94H78L79 93V90H78V88H79V79H78V67H76V60L75 59H76V57L78 55L79 50L82 48V47H80L81 46V43H82V41H81L82 38L79 40V39H77V36H76V38H73L72 35H69L68 40L65 39L64 41H62V40H59L58 39L57 41L60 43V49H61V51H63L62 54L64 53L63 55H61L62 56L61 59L62 58L63 59L62 60L59 59V61H58V59H56V57L54 56L55 59L53 58L54 60L53 61L51 60V63L50 64L48 62V56L45 55L46 49H45V52L43 50H44V48L47 47V45H48V47H51L50 46L51 43L49 42L46 45V47H44V48H43V45L46 44L45 42H41L39 39H37V42H36L37 44L35 43V40H36L35 39V37H36V34H35V32H36L35 31V29H36L35 18L36 19L37 18L40 19V17H41V13L40 12H42V4H43V1L42 0H34V1H32L33 8H24V11L26 12L25 17H27L29 15L27 17V19L29 20V24H27V27L28 28L21 26V24H19V20L17 22H15V21H11L10 22V24H11V26L9 27L10 30H7V34L8 35L10 34L9 35L10 38H9V40H7V46H8V48L6 49V53L7 54L5 53V55H3V57H5L4 58L6 60L5 62H8L7 64L10 63L9 56L11 58H13L14 63L16 64V68L18 69V71H17V75L18 76H17V79H16V84L14 85V89L15 90H13V94L12 95H6V101H11L13 103V110L11 112L10 111L9 112H5L4 111V112L9 116L10 119L12 118V114L15 112L16 114H18V117L22 118V121L25 124L24 123L22 124V123H19V122L17 123L16 122L17 125L14 128L15 131H13V132L23 131L24 133H22V135H21V133H19L21 135V137H17V135H16V138L15 139L14 138L11 139L10 137H8L5 140V143L3 145L4 146V151L1 152L2 154L0 153L1 154L0 155L1 156L0 157V166H1L0 168L3 171L4 170L7 171V175L10 176L9 179L10 178H13V182H14V185L15 186H17V187L24 186V188L27 187V186H30V189H32L33 193L31 191V196L29 195V197L27 198V200L30 199V198H34V197H35V200H36L39 197V195H40V191L41 190L43 191L42 192V195H43L45 193V191H46V188L49 185H51V184L54 185L56 183L55 185H57L58 187L59 186L62 187L63 184L65 185V183L67 181L66 180L67 174L70 177H73L74 176L75 179L76 178L78 179L80 177L78 175H80V174H77L76 175V173L81 172L82 173L81 176H84V178H86V180H88L89 183L93 184V183H96L97 182L96 184H98V180L101 179V177L95 178L96 176H98V174H96V171L95 170H98L97 169V165H98L97 161L100 160V157H99V155L98 156L97 155L95 156V154H100L101 153L98 150L99 148H101L100 150H105V152L110 153V156L112 157L111 159H113V160H111V159L108 160V164H110L109 165L110 167L107 165L109 167V171H108L107 176H106V179H107L106 181L107 182H110L111 181L110 182L111 183V187L112 188H115L114 190L112 188L111 189L114 192H116V191H118L117 189H119V187L121 186V184L123 183V181L131 175V169L133 170V168H135V166H138L139 168H141L143 165H146L147 159H145L141 155V153H140L142 148H144V150L146 151V154L148 155V156L146 155L147 158H149V156L152 155V154H153L152 156L155 157V154L156 153H158L159 156H162L164 154L163 153L164 151L162 152V149H159L160 148L159 147L160 144L156 145V146H158V147H156L155 146V143H153V142H155V140H156L157 137H160L159 135H161V133H162L161 131H164V130L173 128V129H175L176 132H179V131H181L180 130L181 128L182 129L184 128V125L185 124L190 126V129H191L190 132L193 131L192 133H194L195 136H197L199 138H201V136H202L203 139H204V137L206 139H208V138H212V139L213 138H217V140H216V143L214 145L210 144L209 147L207 146L208 147V151H207V154L205 155L207 165L206 164H204L203 166H198V164L196 165V168L197 169H200V172L198 173L199 175H198L197 178H195L194 181L193 180L192 181H188V180H185L184 181L183 178H185L187 176V172H188V171L185 172L184 169L185 168L188 169V170L189 169L191 170L192 168L194 169L195 168V165L192 166V164L189 163V165H186V167H185L184 166V163H183V165H181L182 164V162H181L182 160L179 159V158H173V157H171L170 158V161H167L165 163L167 165L166 166L167 168L165 166H162V165H156L155 175H157V176L161 175L162 176V179H161L162 182L160 184L158 183L159 186L160 185L166 186V185H168L169 181L172 183V180L174 178L177 179L176 180V189L174 191H172V195H175L176 197L181 198V195L183 196L184 195L183 193H185L186 191H188V189L190 190L191 188H197L200 183H203L205 181V183L203 185V190L206 191V192H208L209 197H211V195L213 194V191H217V190H215V184H216V182H214V178H215L216 175H219L220 174L219 171L222 172V174L219 175L220 179H222L223 178V175L225 173H228L229 175L230 174L231 175L233 174L235 176V174H236L235 172L237 170V169H235V171L233 170V165H234L233 163L235 162V160L241 159L242 162H244V164H247L248 165V162H249V160H248V157H249V151H248V149H249V147H250V145L252 143H249V140L247 141V139L250 137V134L252 133V129H253L252 128L253 110H252V107H251L252 101H249L248 100L246 102V103H248L247 105L246 104L245 105H240L239 103H236V109H237V114H238L237 118H238V120H237V124L235 125V123H233V121L235 120V118H234L235 117V114H234V112H235V98H230L229 101H228V103L226 102L227 104H225L224 106H221L220 107V104H221L220 102L221 101L219 100V98H221V93H219L218 91L217 92L212 91L211 94L205 93V87H207V86L209 88L212 87L211 86V83L212 82L210 81L212 79V76H208V78L203 79L204 76L206 74H208L209 62H210V60L212 59L213 56H219V54L222 53V58L221 59H223L225 63H228L229 64V56H231V52L233 53V51H231L232 50V48H231V36H232V34H233L234 31L232 30V27L231 26L230 27L226 26L224 24L223 20L219 21L218 25L219 26L221 25V27H219V26L218 27H215V28H217L218 31H214L215 32L214 33L215 35L214 34L212 35V38H211V40H210V42L208 44V49L204 53V56H202V55H200V56L195 55L196 54L195 46L199 42V34H198V32H199V29H200V27H199L200 20L203 17H204L203 20L205 22L206 21H209V19H210V17H209L210 15H208V11H206V8L203 7V6L206 5L207 8H210V6H209L210 5V2L208 0H207V2L205 0H204L205 2H203L202 0H196ZM150 2L153 3V4H149ZM161 2L164 3L166 1L165 0H161ZM3 5H4V0H1V3H0V10L1 11L3 10V8H2ZM36 5H37V7H36ZM104 5H105V2L103 3L102 0H88V1L85 2V5L84 6H75L74 8H75V10L77 12H79L80 10L82 12L77 13L74 18H71V21H70L68 27H71L72 28L74 26V24H76L78 21H82V23L84 24V26L82 28V31L83 32H81V34H80L81 36H82V34L85 35L87 32L93 31L95 33H99L100 31L104 30L105 25L107 23L106 21H108L109 18L112 17L111 15L115 11L113 8L112 9H110V8H103L104 11L102 12V9L101 8L104 7ZM142 7H144V8H142ZM248 9H247V11H248L249 15H247L248 16L247 19L250 20V24L253 26L252 28L254 29L255 21H254L253 18H254L255 8L253 6H251V7L249 6ZM1 11H0V17L2 16L1 15ZM88 12L90 14H88ZM142 13H144V14L142 15ZM89 15H91V16H89ZM100 15H102V16H100ZM194 15H195V17H194ZM109 16H111V17H109ZM183 16L184 17H187V19H188V20H185V24L187 25L186 32L189 35V37L187 39L188 46H187V43H186V44H183V46L181 45L182 48H183V50L182 49L181 50L175 49V51H173V49H171V47H170V43H172V40L174 39V35L173 34L176 32V29H173V28H175L176 27L175 25H177V24L178 25H177L176 28L180 27V24L182 22L181 18ZM65 18H66V16L64 14L57 15L56 18H55V24H54L55 28H52V32L54 31L55 33L54 32L53 33L55 35L57 34L56 37L59 36L58 38L61 37L60 35L64 34V33L57 32V31H58V29H60L62 27H65V25H66ZM88 18L89 19L90 18H92V19L93 18H98V19H101V21H100V23L95 24L94 26H91V23L89 22ZM31 19H33V20H31ZM196 21H198V23ZM85 24H87V25H85ZM97 25H99V26H97ZM96 26H97V28H95ZM11 27H12V29H11ZM32 27H34V28L32 29ZM212 27L214 28V26H212ZM15 30H16V32H15ZM165 30H166V32H165ZM10 31H12L13 34ZM21 32L23 33V36H22V33ZM145 32H147V33H145ZM187 33H186V35H187ZM193 33H194V36L195 37H193ZM20 34H21L22 38H21ZM99 35H101V34H99ZM160 36L162 38H160ZM169 36H171V37H169ZM219 36H222V37L219 38ZM27 38H29V40ZM184 38H187V37L184 36ZM214 38H216V39L214 40ZM250 38H251V40H250V43L248 41V44L250 46H252V47H255L256 46V42H255L254 38H252V37H250ZM21 39H24V40H21ZM26 39L28 41H26ZM32 40H33V42H32ZM10 41H12V42H10ZM24 41L29 42V43H24ZM130 41H133V42H130ZM58 42H57V44H58ZM252 42H253V44H252ZM11 43H15V45L14 44L12 45ZM40 43H42V44L40 45ZM79 43H80V45H79ZM150 43H151V45H152V43L155 44V46L158 45L157 48H156V51H155V56H154V60L155 61L153 60V62H152V70L151 69H145V68H143L144 67L143 66V55H144L143 54V51H144V47L145 48L148 47L147 45L150 44ZM224 43H225V45H224ZM38 44H39V47H38ZM136 44H137V46H136ZM11 46H12V48H11ZM30 46L32 48H34V49H30L31 48ZM39 48H40V51L38 52ZM221 49H222V51H221ZM184 50H186L187 52L183 55V53L185 52ZM209 50H210V52H209ZM224 50H225V52H224ZM192 52H193V54L195 53L194 56H193ZM42 53H44V54H42ZM227 53H229V54H227ZM8 54H9V56H8ZM33 55H35V56H33ZM36 55H38V56H36ZM44 55H45V57H43ZM223 55H224L225 59H224ZM195 56H198V57L195 59ZM201 56L204 57L205 59L202 58ZM241 56L242 57H240V60H241V63H242V66H241L242 67V71H245V69H247L246 63H245L246 62L245 61L246 58H245L244 55H241ZM199 57H201V59H199L201 62H199L198 67H196V65H194L195 64L194 62ZM41 59H42L43 62L41 61ZM178 59L180 61L181 60L182 61L180 62ZM34 61H35V63H34ZM63 61H65V62H63ZM192 61H194V62H192ZM54 62H56V63H54ZM52 63H54V64H52ZM153 63L156 64V65L154 66ZM43 64H44V66H43ZM129 64H130V66H129ZM1 66H3V64ZM47 69H51V70H47ZM168 69H169V71H168ZM202 69H205V70L202 71ZM123 70H124V72L121 73ZM165 70H167V71H165ZM20 71L22 72V74H21ZM36 72H38L39 74H43L42 75V79H43L44 84H46V89H44L43 91L46 92L47 101L44 102L43 106L44 107L45 106L48 107V105H53L55 97L61 99V101L59 102V104H60L59 111H57V112H54V111L52 112L51 111V116H50V114L49 115L47 114V117H46V115L38 117V120L40 119V123H38V124L32 122V118L35 115V114H33L34 113V107H33V105H31L27 101V100H30L31 99V102L32 103H34V102L39 103V100H37L38 97L35 95V93H34V91L32 89V86H31L32 85V78L35 75H37ZM135 72H138L137 75H136ZM195 72H196V76L197 77L195 76ZM233 72H235V71L233 70ZM244 73L246 75V72H244ZM120 74L121 75L124 74V76L123 75L121 76ZM21 75L23 76V78H22ZM62 75L67 78V82L65 84L67 86L66 87L63 86V88L65 87V90L64 91H63V88H61L62 87L61 86L62 85L61 84L62 83ZM143 75H145V76H143ZM169 75H170V77H169ZM1 76H2V74L0 73V80L3 78V76H2V78H1ZM190 76L192 78H190ZM142 77L144 78V81H145L143 83H141V78ZM234 77H235V74L232 73V75H229V79L227 81H229L230 83L233 84L235 82ZM89 80L91 82L95 83L96 85H100V84H102L104 82L103 81L104 80V77H103V75H101L100 73H98V74L89 76ZM161 80H163V82H161ZM184 81H185V83H184ZM187 82L190 85H187ZM164 83H167L166 85L168 87ZM239 83H241L240 82V79H239ZM163 84H164L165 87L164 86L162 87ZM172 84H174V85H172ZM59 85H60V87H59ZM110 85L111 84H108L109 87H110ZM108 86H106V87H108ZM184 86H186L185 89H184ZM187 86H190V87H187ZM18 87H20L21 89L18 88ZM140 87H142V89ZM159 87H162V89L159 88ZM47 88H49V89H47ZM124 89H125V91H124ZM186 89H188L187 90L188 92L186 91ZM57 90H59V92H61V94L58 93ZM118 90H119V92H118ZM239 90L241 91V87L239 88ZM101 91L98 90V92L100 94H101ZM179 91H180L181 94L180 93L177 94ZM210 91H211V89H210ZM160 92H163V93H160ZM6 93L9 94V89L7 90ZM20 93L22 94V96H21ZM216 93H218V94L216 95ZM64 94H65V99L64 98L62 99V97L64 96ZM24 95H26V97ZM141 95H143V96H141ZM176 95L177 96L181 95V96H180V98L179 97L176 98L177 97ZM185 95H186V97H184ZM202 95H204V96H202ZM131 96H133V97H131ZM158 96L160 98H158ZM165 96H166V98H165ZM49 97H50V99H49ZM94 97H96V96H94ZM198 97H199V100L200 101L198 100ZM161 98H163L165 101L167 100L166 103ZM181 99L183 100V102H181L182 101ZM125 100L127 101V105H126V101ZM187 100H189V101H187ZM211 100H212V102H211ZM179 101H180V103H179ZM217 101H219V102H217ZM116 102L118 104L119 103L120 104L118 105ZM161 103H163V104L165 103V105H163ZM189 103H190V105H188ZM250 103H251V105H250ZM176 104H178V105L181 104L182 107L178 108L179 106L177 107ZM76 105H77V107H75ZM167 108H169L167 110V112H164V111H166ZM186 108H187V110H186ZM231 108H232L233 111H231ZM134 109H135V111H134ZM170 109H171L172 112L170 111ZM211 109H213V110H211ZM31 110H32V112H31ZM88 110L91 113L90 112H87ZM124 110H126V112ZM184 110L186 111V113H185ZM169 111L171 113H169ZM81 112H85L86 113V116H89V117H86V121H84L83 119H80L81 118V116H80L81 115ZM107 112H108V114H106ZM160 112L163 115H165V118H167V119L163 118L164 116H162V114ZM122 113H123V116L122 115H119V114H122ZM145 113H146V115H145ZM173 113H176L174 115L176 117H172ZM207 113L208 114L210 113L209 114V117H208L209 118V121L208 122L206 120L207 118L206 119L204 118V115L207 114ZM228 113H229L230 117L232 116V114L234 115V116L231 117L232 118V121L229 119L230 117H229ZM103 114H106V115H103ZM133 114H135V115H133ZM155 115H156V117H155ZM181 115H183V116L181 117ZM48 116L50 118L52 117V121L50 120V118H48ZM119 116H120V118L121 117H124V116L126 118L124 117L123 119L121 118V120H120V118H118ZM54 117H56V118H54ZM90 117H92V118L93 117L94 118L97 117L98 119H94L93 118L91 120L94 123L93 122L90 123V121H91L90 120ZM102 117L104 119H102ZM106 117H107V120H106ZM127 118H129V120H127ZM155 118H156L157 121L155 120ZM95 120H97V121H95ZM98 120L100 121V123H99ZM13 121H15V120H13ZM126 121H127V123H126ZM133 121H134V123H133ZM117 122L118 123H120V122L123 123L124 122L123 123L124 128L121 130L123 132H121V131L118 132V127H117V124L118 123ZM165 122H166V126H165ZM170 122H171V125H170ZM72 123H75L74 124L76 126L75 127V130L71 126ZM89 123H90V127H89ZM216 123L217 124L220 123L221 124V127L223 128V130H222V128H220L218 126L219 128H217V129L215 128V131H216L215 132L214 131V127H217V124ZM226 123H227V125H226ZM228 123L230 124V126L228 125ZM32 124H34L35 126L34 125L32 126ZM84 124H87L88 126H86ZM96 124H97V126H96ZM104 124L105 125L108 124L109 126L107 125L106 128H105V125ZM125 124H129V126H125ZM142 124L143 125L146 124V125L143 126ZM25 125H29V126H25ZM167 125H169V126L167 127ZM222 125H224V126H222ZM118 126H119V124H118ZM80 127H81V129H80ZM102 127H103V130H101ZM108 128H109V130H108ZM94 129H97V131L95 130V132H94ZM158 130L160 132L159 135L157 134L158 133ZM61 131H62V133H59ZM80 131H82L83 133L80 132ZM89 131L92 132V133L94 132L96 134V137H97V134H98V137L99 138L101 136L100 139L98 137L96 138L98 142L96 141V139H93V140L91 139V138H93L92 137V133H91V136H90L91 138H89V141H88V137H86V136L89 135L88 134V133H90ZM99 131H103V132H100L99 133ZM129 131L135 133V134L132 135L133 138L131 136L129 137ZM202 131L204 132V134L202 133ZM13 132H11V133H13ZM237 132H238V134H237ZM43 133H44V135H46L45 137H47V139H49V141L51 143V149H53L50 152V153H52V154H50L51 159L56 156L55 158H53L55 160L52 159V163L50 162L51 163L50 164V167H51L50 171L51 172L49 171L48 173L43 174V178H42V175H40V176L38 175V176H36V178L34 180H31V181H29L31 178H29V179L27 178L28 179L27 180V183H24V184L21 185V184H19L20 182H18L19 181L18 177L12 174L11 167H12V165L14 166V164H13V161L9 160V156L10 155H11V157L12 156L13 157H16V159H17V156H18L12 150V148L14 147L13 144H15L17 146H21L22 149H24L25 154L26 153L28 155L30 154L29 156L25 155L26 160H27L26 161L27 163L32 162V159L35 162V157L34 156L36 155V152L35 151L37 149H35V147L33 145H35L36 140L39 139L38 136H40L41 134L43 135ZM120 133H122V134L120 135ZM218 133H219V135H218ZM225 133H227V134H225ZM36 134H37V136H36ZM48 134L49 135H52V136L49 137ZM59 134H61V136L63 137V139L61 138V136H59ZM111 134H112V136H111ZM136 134H137V136H136ZM156 134H157V136H156ZM209 134H211V136ZM12 135H14V134H11V136ZM20 135H18V136H20ZM83 135L85 137H83ZM117 135L119 137L115 140V138L117 137ZM126 135H128V137ZM80 136H81L82 139L80 138ZM142 136H144V137H142ZM23 137H24V139H23ZM68 137L70 139H67ZM105 137H107V138H105ZM137 137H139L141 139H139ZM52 138H53V140H52ZM130 139H131V141H130ZM136 139H137V142L135 141ZM220 139H221V141H220ZM82 140L83 141L84 140L85 141L87 140L86 142H84V144L87 145V146H84L83 145V143H82L83 141ZM91 140H92V143H95V145L94 144H91ZM138 140H139V142H138ZM23 141H26V143H24ZM87 142L89 143V145H88ZM22 143H24V144H22ZM81 143L84 146L83 147L84 149L83 150H80V152L78 151L79 152V154H78V152L75 151V150L78 148V145L81 144ZM103 143L106 144L107 146L106 145H103ZM262 143L264 144V141ZM109 144H111V146ZM120 145H122V146H120ZM216 145H218V148L216 147ZM69 146H71L72 148L69 147ZM102 146H103V149H102ZM140 146H141V148L139 149ZM145 146L147 147V150H146V147ZM214 146L216 147V149H215ZM237 146H241V147H237ZM31 147H32V149L29 150V148H31ZM6 148H7L8 151L6 150ZM89 148L91 150L88 151ZM92 148L95 149V150L92 151ZM219 148H222V150H220ZM71 149H73V150L75 149L74 150L75 151V154H74V151L73 150H72V154H71ZM96 149L98 150L97 151L98 153L96 152ZM58 150H60L59 151V155H58V152H56ZM61 150L64 153H62ZM136 150H138V151L136 152ZM152 150H155V151L154 152H151ZM10 151L12 153H10ZM40 151H41V154H44V152L42 151V149H40ZM66 151H70L68 153H69V155L71 154L70 155L71 157L69 155H67L68 153ZM82 151H83V153H82ZM93 152H95V154ZM127 152H128V154H127ZM222 152H223V154H222ZM91 153L94 154V155H92ZM112 154H114V155H112ZM246 154H248V156H246ZM5 155H7V156H5ZM62 155H63V158H60V157H62ZM65 155H67V156H65ZM77 155L80 157V159L83 158V160L81 159L82 161L79 160V161H81L80 162L81 164H79V162H78V158H77L78 156ZM90 156H91V158H89ZM152 156H150V157H152ZM259 156H261V158H259L257 160V162H255L253 165H251L248 168V169H250V168L253 167L255 174H250L251 171L248 174H247V172L246 173H243L242 172L243 174H241V172H239L240 173L239 176H242L241 177L242 180L240 181L239 184L237 183L238 184L237 190L236 191L235 190H232L231 192H228L226 194L227 196H224V191L220 190V191L223 192L222 193V192H220L218 190L219 191V192L217 191L218 193H222L223 194V196L221 195V199H222L221 202L222 203L218 204L217 205L218 207H217L214 204H212V202H207L205 205L200 206L201 209L200 208L199 209L201 211L199 209L193 211L190 207H189V210H188L187 207L184 208V209H182L183 211L180 208L177 209L176 207L171 206L174 203V199L171 200L170 203H168L170 205V209H169V207H166V209L163 208L162 211H159V210L158 211H155V210L158 209L157 206L159 204V198L156 197V195H155L156 192H155V190L153 191L152 185L149 184V186H148V183L145 181V179L142 177V175H138L137 176L138 178L134 179V182L137 180V183H136V185H134V189L132 190L133 191L132 192V197L130 199L129 204L125 208V211L126 212L129 209L132 208L131 210L128 211V213H130V218H131V215H132L131 220L134 219L135 221L136 220L137 221L136 222L134 221L135 224L133 222L134 225L132 224V226H131L133 228H130L131 230L129 229L128 235L126 234L127 236H125L122 240L118 241L119 243L116 242L117 244L111 250V253L110 254H108L107 256H104L103 255V257H101V258L98 259L99 261L97 260L96 262H93L92 264H148V262L151 264V260H153V263L154 264H161V263L162 264H171L170 257H167V256H170L169 255V252L167 250L169 248L170 249H173V246L172 245H175V246L178 245V247H177L178 251H184L188 255H191V254L194 255V253L196 254L198 252H201L202 250H203V252H205V250H207L208 252H211V251H209V249H207L208 247L204 246V243H203L207 239H208L207 241H210L208 243H211L209 245H211L212 247L214 246V248L217 247L216 250L220 249L219 250V254H221V255L217 257L218 258V261H214V264H231L232 262L229 261V258L227 256V254H225V252L227 253L228 250H230L229 252L231 254H235L236 255L235 260H236V262L238 264H245V262L243 261L245 259L239 258V257H241V256H239V254H242V251H241V248L240 247L243 245V243L240 240H242V233L245 232V231H242L241 229L244 226V221H245V219L247 217V214L249 213V211H253L251 204L257 198L258 193H262L261 190H263V192H264V189H263L264 188V174H263V172H264V148L261 151V153H260ZM65 157L66 158L68 157L69 159L68 158L66 159ZM74 157H75V159L76 158L77 159L75 160ZM84 158L86 160H84ZM119 158L122 160V163L121 164H119L121 162V160ZM153 158H151V160ZM235 158H237V159H235ZM18 159H19V157H18ZM58 159H61V162ZM91 159L96 160V161L94 162ZM63 160H65L67 163H65ZM179 160H180V163L181 164L179 162H177ZM213 160H215V161H213ZM228 160H230V161H228ZM113 161L114 162H117V163L113 164L114 163ZM222 161H223V163H222ZM226 161H227V163H226ZM232 161H234V162H232ZM11 162H12V164L10 165ZM59 162L61 163V165H59L60 164ZM109 162H111L112 164L109 163ZM218 162L221 163L220 167L218 166ZM69 163H70V165H69ZM91 163H92V165H91ZM185 163H186V161H185ZM261 163H263V164H261ZM71 164H73V165H71ZM83 164L84 165H87V167L86 166H83ZM55 166H57V168ZM58 166L59 167L61 166L60 169H59ZM68 166H70V167L72 166L71 169L73 168L72 169L73 171ZM107 166L105 168H108ZM180 166H181V168H180ZM74 167H77V168L75 169ZM113 167H115V168H113ZM120 167H122V168H120ZM66 168H67V170H65ZM164 168H166V170H164ZM57 169H59L60 171L57 170ZM69 169L71 170L70 171L71 173L69 172ZM81 169H82V171H80ZM229 169H231V170H229ZM208 170H209V172H208ZM76 171H78V172H76ZM182 171H183V173H182ZM203 171H205V172H203ZM215 171H217L218 174H215ZM91 172H94V173L91 174ZM157 172L159 173V175L157 174ZM72 173H74V174H72ZM180 173L181 174H184V175L178 176ZM237 173H238V170H237ZM3 174H5V173L3 172ZM94 174H96V175L94 176ZM259 174H260V176H259ZM56 175H58V176H56ZM202 175H204V176L206 175V176L204 177ZM26 176L27 177L30 176V173H29V175L27 174ZM45 176H47L46 177L47 179L45 178ZM53 176H55V178ZM163 176H165L164 177V180H163ZM15 177L18 180H16ZM57 177H58V179H57ZM89 177H90V179H89ZM201 177L203 179L204 178L205 179L204 180H200ZM259 177H260V179H259ZM53 178H54V181H53ZM3 179H4V182L6 183V185L9 186V181L10 180H8L7 178L6 179L3 178ZM50 179H51V181H50ZM212 179H213V181H212ZM16 182H17V184H16ZM42 183H43V185H42ZM45 183H49V184L46 185ZM144 183L147 185L148 188L146 187V185ZM32 184H33V187H35V188L38 186L36 188L37 190H35V188L34 189L32 188ZM102 184H103L102 182L99 183V185H102ZM39 185H41V186H39ZM158 185H156V186H158ZM180 185L182 186V188H185L187 186V189L186 188H185L186 190L185 189H182ZM140 186H141V188H140ZM144 187H146L147 189L145 188V190H144ZM210 188L212 190H209ZM39 189H40V191H39ZM151 189H152V191H151ZM139 190L142 193H139L138 192ZM176 193H177V195H176ZM144 200H146V201H144ZM172 201H173V203H172ZM141 203H143V204L145 203V204L143 205ZM146 204H147V206H145ZM209 204H210V206H209ZM129 205H131V206L129 207ZM67 206H68V204H67ZM67 206H65L66 209H68ZM144 206H145L146 209L144 208ZM257 206H259V205H257ZM149 207H151V208L149 209ZM153 207H155V208H153ZM196 207H198V206H195L194 208L196 209ZM167 208L169 210H167ZM259 208L260 207H257L256 208L259 211V213L257 212V210L256 211L254 210L252 212L253 214H251V218L253 219L252 222H251L253 224L252 225V228H253V231H252L253 232L252 233L253 240L251 242L250 250H256V253L261 257V261L263 263L264 262V260H263L264 259V257H263L264 256V244H263L264 243V227H263L264 226V214H263V212ZM126 209H128V210H126ZM137 211L138 212L140 211V212L138 213ZM144 211L147 212V213H145ZM204 211H205V213H204ZM64 216H66V214H64ZM93 216L95 218L97 216L95 211H93L91 213L90 218L93 217ZM60 217H62V216H60ZM73 217L74 218L77 217L76 219L73 220V222L76 223L75 225H78V227L80 229L82 227H84V224L81 221L80 216H78L76 214L75 215L73 214ZM137 218L141 219V221L139 219H137ZM144 218L146 220H144ZM171 219H173V220H171ZM69 220H71V219H69ZM88 220H89V217H88ZM95 220H98V219H95ZM62 222H63V220H61V224H62ZM68 222L70 223V221H68ZM240 222L243 223V224H241ZM129 223H130V221H129ZM80 224L82 226H79ZM62 226H65V224H63ZM258 226H259V228H258ZM234 227H236V230H234L235 229ZM262 229H263V231H261ZM26 234H28V232ZM231 234H233V235H231ZM229 237H230V239H229ZM179 238L181 239V241H179L180 240ZM196 238H199L201 240L196 239ZM237 239H239V240H237ZM236 240L239 241L238 242L239 244L238 243L236 244V242H237ZM165 243H167V244H165ZM164 245H166V246H164ZM190 245H192V246H190ZM141 246H143V248L146 247L145 248L146 250L145 249H142ZM252 246H254V248ZM223 247H224V249L226 251L223 249ZM164 248H165V251L166 252L164 251ZM166 248H168V249H166ZM236 249H238L239 251L236 250ZM193 250H195V252ZM197 250H198V252H196ZM143 251L146 252L145 258H144V254L145 253ZM149 251H154L153 254H156V255H154V257L158 261H156L155 259H152L151 258V255L149 254ZM236 251H237V254L235 253ZM208 252H206V253H208ZM229 252H228V254L230 255ZM226 256H227V258H226ZM244 257L247 258L246 260H248V256L246 257V255H244ZM217 258L215 260H217ZM163 259H165V260H163ZM225 259H227V260L225 261ZM169 261H170V263H168ZM186 262H187V259L184 258V257H182V255H179V263L178 264H185ZM235 263H232V264H235ZM71 264H81V263L80 262L78 263V262L75 261L74 263H71ZM251 264H253V263H251Z\"/></svg>",
	"mask_w": 264,
	"mask_h": 264
}]
</instances>
